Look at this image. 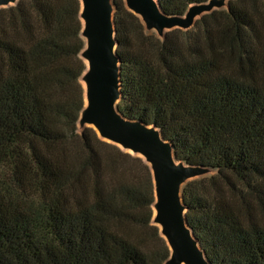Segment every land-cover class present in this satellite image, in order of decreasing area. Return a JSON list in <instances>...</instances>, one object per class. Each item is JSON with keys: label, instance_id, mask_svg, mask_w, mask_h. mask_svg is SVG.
<instances>
[{"label": "trees", "instance_id": "1", "mask_svg": "<svg viewBox=\"0 0 264 264\" xmlns=\"http://www.w3.org/2000/svg\"><path fill=\"white\" fill-rule=\"evenodd\" d=\"M169 17L209 0H155ZM118 114L156 128L186 182L210 264H264V0H234L159 37L111 0ZM79 0L0 7V264H164L148 165L78 127Z\"/></svg>", "mask_w": 264, "mask_h": 264}, {"label": "water", "instance_id": "2", "mask_svg": "<svg viewBox=\"0 0 264 264\" xmlns=\"http://www.w3.org/2000/svg\"><path fill=\"white\" fill-rule=\"evenodd\" d=\"M17 0H0V7ZM81 37L80 54L85 64L81 81L85 84L79 127L91 128L96 135L122 150L139 156L149 167L154 190L152 223L158 228L168 249L164 264H210L186 226L181 200L182 186L207 173L199 167L177 162L171 145L159 131L138 121L122 118L116 104L120 100L119 61L116 57L115 30L111 0H79ZM126 8L138 16L146 30L159 36L172 29L187 30L195 18L223 6L224 0H209L192 5L181 17L164 15L155 0H123Z\"/></svg>", "mask_w": 264, "mask_h": 264}, {"label": "rangeland", "instance_id": "3", "mask_svg": "<svg viewBox=\"0 0 264 264\" xmlns=\"http://www.w3.org/2000/svg\"><path fill=\"white\" fill-rule=\"evenodd\" d=\"M230 1H234V0H224V3H223V6H221L220 8H214L211 12H213V11H220V10H227V5H228V3L230 2ZM10 5H12V3L11 4H9V6ZM211 12H209V13H211ZM209 13H203L202 15H200V16H198V17H196L195 18V21H194V24H193V26H191L189 29H187V30H192L193 29V27H194V25H195V22H197V20H199L201 17H203L204 15H206V14H209ZM173 30V29H172ZM180 30H182V29H180ZM187 30H183V31H187ZM152 32H154L157 36H159L154 30H151ZM170 31V30H169ZM165 32H167V31H165ZM164 32V33H165ZM159 37H161V36H159ZM81 84H82V86H83V83H82V81H81ZM84 89V88H83ZM85 103V102H84ZM79 127V126H78ZM82 127H79V129H81ZM107 142V141H106ZM120 148V147H119ZM121 149V148H120ZM123 151H125V150H123ZM125 152H128V153H130V154H132L131 152H129V151H125ZM132 155H134V154H132ZM134 156H137V155H134ZM137 157H139V156H137ZM208 176V173H206V174H204V175H202V176H199V177H207ZM199 177H197V178H199ZM194 179H196V178H194ZM191 180H193V179H191ZM190 181V180H189Z\"/></svg>", "mask_w": 264, "mask_h": 264}, {"label": "bare ground", "instance_id": "4", "mask_svg": "<svg viewBox=\"0 0 264 264\" xmlns=\"http://www.w3.org/2000/svg\"><path fill=\"white\" fill-rule=\"evenodd\" d=\"M83 83V82H82ZM83 88H85V84L83 83ZM84 102L86 103V100H85V98H84Z\"/></svg>", "mask_w": 264, "mask_h": 264}]
</instances>
